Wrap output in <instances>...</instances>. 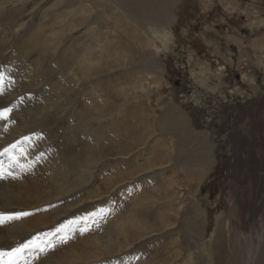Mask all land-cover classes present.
<instances>
[{"label":"rangeland","instance_id":"374dc122","mask_svg":"<svg viewBox=\"0 0 264 264\" xmlns=\"http://www.w3.org/2000/svg\"><path fill=\"white\" fill-rule=\"evenodd\" d=\"M138 1L0 0V110H10L0 118V164L6 169L0 175V250L10 251L36 237L38 246L23 251L27 264L38 259L37 264H208L205 254L192 252L185 234L217 229L226 242L222 224L229 194L227 175L233 174L239 188L245 187L248 168L264 165L260 145L264 137L247 130L250 122L226 127L222 120L227 117L214 113L219 103L242 100L243 89L246 95L255 91L258 97L264 90V86L253 88L249 94L245 86L251 83L246 79L239 83L240 91L227 93L247 67L257 83L264 81L253 49H244L248 42L264 39V18L260 27L251 30L254 20L247 16L257 8L255 16L264 17V0H202V4L188 0L181 11L171 1L166 15L175 11L176 19L170 23L174 43L167 50L153 41L151 22L135 14ZM143 1L149 7L163 5L162 0ZM237 34L250 39L244 38V43L229 39ZM214 42H219L218 49ZM216 61L224 64L223 73L215 69ZM200 63L212 73L206 74L207 85H201L198 78L204 76L196 73ZM165 107L170 112L164 116ZM185 121L197 133L211 134L214 144L212 163L199 184L195 177L187 183L190 170H184L196 161L195 147H180L185 130L173 131ZM13 157L23 167L13 163ZM157 185L166 188L164 193L155 189ZM243 189L242 199L250 197L254 204L250 189ZM178 193L183 201L170 200ZM165 202H169L164 205L169 216L165 227L173 229L168 233H163L166 228L156 218ZM189 203L203 212L198 221L193 216L199 210ZM17 213H28L18 218L23 225L7 218ZM220 213L218 220L213 219ZM69 225L72 232L69 228L58 233ZM225 242L214 264H227Z\"/></svg>","mask_w":264,"mask_h":264},{"label":"bare ground","instance_id":"6f19581e","mask_svg":"<svg viewBox=\"0 0 264 264\" xmlns=\"http://www.w3.org/2000/svg\"><path fill=\"white\" fill-rule=\"evenodd\" d=\"M171 1H174V5L177 4V8L175 6H173V8L175 7L176 9H178V11H181L183 9V7L186 5L185 3H188V0H162L163 2V5L160 6V7H149L143 0H139L138 3L134 6L135 7V14L140 16L141 19L143 20H146L148 22H151V23H148V30L153 38V41L155 42H159V44L163 47V49L167 50L169 49V44L170 43H174V33H173V30L170 29V23H173L175 21V11L174 13H169V15L167 16L166 13H168L166 11V6L170 5L171 4ZM197 2H199L200 4H202V0H195ZM229 3L231 0H227ZM254 1V0H253ZM127 2V1H126ZM134 2V1H133ZM205 3V2H204ZM105 4V3H104ZM130 4V2L128 3ZM250 3H248L249 5ZM1 5V4H0ZM255 5V4H253ZM5 6V5H4ZM106 6V5H105ZM132 6V4H131ZM252 6V4H251ZM257 6V5H256ZM242 7V6H241ZM246 7V6H245ZM255 7V6H254ZM258 7V6H257ZM7 8V7H6ZM5 8V9H6ZM117 8V7H116ZM126 8V6H125ZM174 8V9H175ZM264 8V7H263ZM106 9V8H105ZM127 9V8H126ZM131 9V8H130ZM134 9V8H133ZM246 9V8H244ZM250 9V8H249ZM248 9V10H249ZM251 9H253L251 7ZM256 9V11H255ZM116 10V9H115ZM128 10V9H127ZM261 10V9H260ZM259 10V11H260ZM263 10V9H262ZM251 11V10H249ZM138 12V13H137ZM70 13V12H69ZM131 13V12H129ZM140 13V14H139ZM249 13V12H248ZM258 13V10L257 8H254L251 13L247 14V16H250L251 20H254L253 22H251V30L257 28V27H260V25H262V18L264 17H256L255 14ZM260 13V12H259ZM262 13V12H261ZM118 14V13H117ZM254 14V15H253ZM167 17H166V16ZM103 16V15H102ZM177 16V15H176ZM134 17V16H133ZM249 18V19H250ZM167 19V20H166ZM207 21V20H206ZM264 21V20H263ZM165 23V24H164ZM137 24V23H136ZM264 24V23H263ZM21 26V25H20ZM23 26V25H22ZM139 27L143 25H138ZM247 27V26H246ZM22 28V27H21ZM144 28V27H143ZM24 29V28H23ZM208 29V28H207ZM264 29V28H263ZM209 30V29H208ZM20 31V30H19ZM35 31V30H34ZM211 31V30H210ZM236 31V30H235ZM14 32V31H13ZM12 32V33H13ZM230 32V31H229ZM134 33V32H133ZM213 33V31H212ZM21 36V34H19ZM17 34V36H19ZM250 35V34H249ZM7 36V35H6ZM232 36V35H230ZM240 37H238V34L235 35V37H229V39H231L233 42H242L244 43L243 41L244 38H247V41L248 38L246 35H239ZM252 36V35H251ZM258 36V35H257ZM23 37V36H22ZM148 37V36H147ZM205 37V36H204ZM217 37V36H216ZM256 38V37H255ZM254 38V39H255ZM148 39V38H147ZM141 40V39H140ZM205 40V39H204ZM152 41V42H153ZM246 41V43H247ZM211 42V41H210ZM238 42V43H239ZM217 46V49L219 48L218 44L219 42H214ZM228 43V42H227ZM144 44V43H143ZM154 44V43H153ZM142 45V44H141ZM152 45V44H151ZM146 46V45H145ZM222 46V45H221ZM248 46L250 48L253 49L252 53L253 55L252 56H256L255 59H256V65H258V68L262 69V80H264V39L263 37H259V39H257L256 41H253V42H248V44L246 45V50H248ZM240 47V46H239ZM243 47V46H242ZM245 47V46H244ZM10 48V47H9ZM18 48V47H17ZM13 49V48H12ZM151 49V48H150ZM240 49V48H239ZM243 49V50H244ZM257 49V50H256ZM222 50V49H221ZM12 51V50H11ZM244 51H241L240 50V53H243ZM247 52V51H246ZM249 52V51H248ZM226 53H229L227 50H226ZM157 54V53H156ZM221 54V53H220ZM223 54V53H222ZM231 54V53H230ZM246 54V53H245ZM251 54V53H250ZM249 55V54H248ZM251 56V55H250ZM100 57V56H99ZM228 58V57H227ZM244 58V57H242ZM246 58V57H245ZM248 59V57H247ZM216 60H218L216 58ZM157 61V59H156ZM206 61V60H205ZM243 62V60H241ZM240 61V62H241ZM255 62V60H254ZM253 62V63H254ZM207 63V62H206ZM231 63V62H229ZM155 64V62H154ZM151 65V64H150ZM160 65V64H159ZM214 65L216 66V70L223 73V69H224V64H222L221 62H215ZM153 66V65H152ZM200 66L201 68L200 69H197V72L196 73H199L200 75L204 76V77H199V81L201 83V85H204L206 84L207 80L209 79L206 74L207 72L210 73V71L207 69V66H205V64H202L200 63ZM249 66V65H247ZM253 66V65H252ZM145 67V66H144ZM148 67V66H147ZM146 67V68H147ZM154 67V66H153ZM156 67V66H155ZM251 67V66H250ZM248 68V67H247ZM247 68L244 69V71L242 72V74H240V81L238 82H235L234 85L231 87V89L227 92V93H230V92H234L236 93V91H240L239 87V83H244L243 81H245L246 79L248 80L249 83H251V86L249 84L250 87H247L245 86L247 92L249 94H252L250 89H256L258 87H262L264 86V81L262 83H257L255 80V77L250 74L249 71H247ZM148 69V68H147ZM161 69V68H160ZM195 69V68H194ZM211 69V68H210ZM254 69V68H253ZM225 70V69H224ZM227 70V69H226ZM249 70V69H248ZM140 71V70H139ZM143 71V70H142ZM141 71V73H142ZM157 71V70H156ZM147 72V71H146ZM155 72V71H154ZM153 72V73H154ZM206 72V73H205ZM143 74V73H142ZM198 74V75H199ZM212 73H210L211 75ZM214 74V73H213ZM216 76V75H215ZM219 76V75H218ZM216 76V77H218ZM152 77V76H151ZM205 78V80H204ZM149 79V78H148ZM151 79V78H150ZM212 80V79H211ZM75 81V80H74ZM142 81V80H141ZM209 82V81H208ZM211 82V81H210ZM259 82V81H258ZM145 83V82H143ZM148 82H146L147 84ZM222 83V82H221ZM140 85V84H139ZM144 85V84H143ZM149 85V84H148ZM207 85V84H206ZM141 86V85H140ZM217 85H215L214 87H216ZM140 88V87H139ZM143 89L145 88L144 86L142 87ZM241 88V87H240ZM141 89V90H143ZM148 89V88H147ZM219 89V88H218ZM217 89V90H218ZM239 89V90H238ZM140 90V89H139ZM212 90H214L212 88ZM146 91V90H145ZM264 91V90H263ZM255 92V91H254ZM254 92H253V95H246L245 94V89H243L242 91H240V93L242 94V102L240 101H237V102H234L232 103V105L228 104L227 103H219L221 106L218 107V109H216L214 111V113L218 114L220 116L221 119H224V117L226 116V120H222V125L226 124V127H228L229 125H231L233 122L235 124L238 125V123L240 122H244L246 121H249V125L246 126L247 130L249 129H252L257 131L260 135H262V137H264V133L262 134V132H264V92L262 91H259L258 92V95L261 94L260 97H257L254 96ZM224 93V91H223ZM145 98V97H144ZM229 98V97H228ZM239 98V97H238ZM236 101V100H235ZM247 101H251V104L250 105H247L248 102ZM11 102V100H10ZM148 102V101H147ZM143 103V102H142ZM145 104V103H144ZM171 104V103H170ZM176 104V103H175ZM71 105V104H70ZM169 106V105H168ZM180 106V105H179ZM175 107V106H173ZM168 108V107H167ZM166 109V107H165ZM183 110V109H182ZM173 111V110H172ZM178 111V110H177ZM181 111V110H180ZM170 111H168L166 109V113L164 114V116L166 114H169ZM28 114V113H27ZM35 114V113H34ZM183 114V113H182ZM162 115V114H161ZM225 115V116H224ZM170 116V115H169ZM172 117V116H171ZM183 117V116H182ZM160 118V117H159ZM170 118V117H169ZM80 119V118H79ZM172 119V118H171ZM177 118L174 117V120H176ZM186 119V118H185ZM184 119V120H185ZM8 120V119H7ZM157 120V119H156ZM155 120V121H156ZM165 120L166 117H165ZM165 120H164V123H165ZM173 120V119H172ZM188 120V119H187ZM9 121V120H8ZM80 121V120H79ZM160 121V120H158ZM169 121V120H168ZM171 121V120H170ZM177 121V120H176ZM183 121V120H182ZM2 122V121H1ZM174 122V121H173ZM4 124V123H3ZM163 124V122H162ZM167 124V123H166ZM165 124V125H166ZM164 125V127H165ZM174 125V124H173ZM1 126V125H0ZM75 126V125H74ZM158 126V125H157ZM161 126V125H160ZM168 126V125H166ZM170 126V125H169ZM251 126V127H250ZM147 127V126H146ZM163 126H161L162 128ZM163 127V128H164ZM173 127V126H172ZM160 128V129H161ZM174 130H177V131H182V130H185V137L184 139H180V141L182 140V142H180V147L182 146H186V145H194L195 149L193 151H196L197 154H196V157L195 158V163H193V165L190 163H188L189 165H185V169L184 170H187L186 168H189L190 172L187 176V183L191 182L192 180V177H195L197 179V183L199 184L200 183V177H202V175L205 173V171H207V166L212 163V159H213V155H212V151L210 152V150H212L213 148V142H212V139L210 138L208 132L205 133H197V131L195 129H193V127H191V124L189 123V121H185V123H177L174 127ZM172 128V129H173ZM245 128V130H246ZM150 129V128H149ZM171 129V128H170ZM151 130V129H150ZM168 130V129H167ZM165 130V131H167ZM164 131V132H165ZM170 132V131H169ZM247 133H249L251 135V133L249 131H246ZM162 133V132H161ZM179 133V132H177ZM184 133V132H182ZM146 134V133H145ZM150 134V133H149ZM168 134V133H167ZM154 135V134H153ZM174 135H177L179 136L180 134H174ZM234 135V134H233ZM258 135V134H257ZM260 135H258L260 137ZM145 136V135H144ZM150 136V135H149ZM22 137V136H21ZM230 137V136H229ZM234 137V136H233ZM258 137V138H259ZM171 137H169L170 139ZM174 138V137H173ZM255 138V137H254ZM172 139V138H171ZM170 139V140H171ZM232 139V138H231ZM237 139H240V138H237ZM169 140V141H170ZM225 140V139H224ZM132 142V141H131ZM153 142V141H152ZM225 142V141H223ZM158 143V142H156ZM155 143V144H156ZM164 144V143H163ZM168 145V144H167ZM166 145V146H167ZM178 145V144H177ZM225 145V144H224ZM227 145V144H226ZM225 145V146H226ZM262 147H264V144H260ZM161 146V145H160ZM175 146V144H174ZM177 147V146H176ZM179 147V148H180ZM162 148V147H161ZM41 149V148H40ZM152 149V148H151ZM163 149V148H162ZM161 149V150H162ZM166 149V148H165ZM164 149V150H165ZM183 149V148H182ZM180 150V149H179ZM137 151V150H136ZM173 151V150H172ZM183 151V150H182ZM192 151V150H191ZM189 151V152H191ZM160 153V152H159ZM132 154V153H131ZM154 154V153H153ZM157 154V152H156ZM163 154V153H162ZM177 154V152H176ZM187 154V153H186ZM175 156V155H174ZM189 156V155H188ZM229 157V156H228ZM226 157V158H228ZM240 157V156H239ZM242 157V156H241ZM156 158V157H155ZM181 158V157H180ZM172 159V158H171ZM184 159V158H183ZM182 159V160H183ZM149 160V158H148ZM165 160V159H164ZM236 160V159H235ZM245 160V158H244ZM151 161V160H149ZM177 161V159L175 160ZM191 161V160H190ZM181 162V160H180ZM239 162V161H238ZM237 162V164H238ZM154 163V162H153ZM246 163V162H245ZM158 164V163H157ZM185 164V163H184ZM240 164V163H239ZM242 164V163H241ZM240 164V165H241ZM249 164V163H248ZM189 166H192L194 167L193 169L190 168ZM56 167V166H55ZM147 167V166H146ZM150 167V166H148ZM159 167V166H158ZM145 168V167H143ZM167 168V167H166ZM209 168V167H208ZM233 168V167H232ZM235 168V167H234ZM146 169V168H145ZM210 169V168H209ZM249 169V172L247 174V177L245 179V181L247 182V186L245 187H241L239 188V186L241 185L239 183V180L237 178H235L233 176V174H228L227 175V178H228V189H229V194L226 196V201H224V205H223V209H224V212H225V221L224 223L222 224L223 227L222 229L224 231H226V234H227V237H226V242L224 241L225 239V236H219L217 234V229H215L213 231L208 233V234H205L202 230L201 232H197V233H200V234H196V231L194 230H189L185 235H186V238H187V242L189 244V247L192 249V252H198L199 254H205L206 256V260H207V263L208 264H214L213 262V258L215 256L218 255V250H220L225 244L223 242L226 243V256H227V264H264V165L262 166V169H259L256 164H254L251 169ZM120 170V169H119ZM140 170V169H139ZM230 170V169H229ZM143 171V170H142ZM148 169L146 170V173H147ZM156 171V170H155ZM191 173V176H189ZM66 174V173H65ZM140 174V173H139ZM161 174H164V173H161ZM173 174V173H172ZM38 175V174H37ZM131 175V174H130ZM68 176V175H67ZM123 176V175H122ZM121 176V177H122ZM141 176V175H140ZM64 177V176H63ZM119 177V176H118ZM117 177V179H119ZM125 177V176H124ZM162 177V176H160ZM113 178V177H112ZM126 178V177H125ZM143 179V177H140ZM167 178V177H166ZM170 178V177H168ZM239 178V177H238ZM4 179V178H3ZM123 179V178H122ZM165 179V178H164ZM61 180V179H60ZM67 180V179H66ZM126 180V179H124ZM134 180V179H133ZM132 180V181H133ZM243 180V179H242ZM69 181V180H68ZM114 181V180H113ZM160 181V180H159ZM168 181V180H167ZM65 182V181H64ZM125 182V181H124ZM58 183V182H56ZM62 183V182H61ZM67 183V182H66ZM114 183H118V182H114ZM147 183V182H146ZM196 183V182H195ZM123 184V183H122ZM130 184V183H129ZM175 184V183H174ZM125 185V184H124ZM187 185V184H186ZM245 185V184H244ZM59 186V185H58ZM122 186V185H121ZM68 187V185H67ZM72 187V186H71ZM116 187V186H115ZM199 187V186H198ZM65 188V187H64ZM69 188V187H68ZM161 188V189H160ZM188 188V189H187ZM186 189H187V192L190 191V187L188 186ZM193 188V187H192ZM197 188V187H196ZM239 188V189H238ZM243 188H247V189H250L251 193L254 195V204L251 202V198L248 197L247 201H245L244 199H242L240 193H242V189ZM75 189V188H74ZM111 189V188H110ZM117 189V188H116ZM119 189V188H118ZM126 189V188H125ZM155 189H160V191H162L164 193V190L166 189H163L160 185H157L155 187ZM195 190V188H194ZM244 190V189H243ZM66 191V190H65ZM64 191V192H65ZM73 191V190H72ZM125 191V190H124ZM175 192V190H173ZM46 193V191H44ZM168 192V191H167ZM177 192V191H176ZM48 193V192H47ZM70 193V192H69ZM113 193V192H112ZM194 193V192H193ZM72 194V193H71ZM179 194V193H178ZM197 194V193H196ZM57 195V194H56ZM67 195V194H66ZM144 195V194H142ZM147 195V194H145ZM191 195V194H190ZM64 196V195H63ZM155 196V194H154ZM171 196V195H170ZM14 197H17V196H14ZM92 197V196H90ZM165 197V196H164ZM246 197V196H245ZM61 198V197H60ZM66 198V197H65ZM68 198V197H67ZM66 198V199H67ZM118 197H116L117 199ZM142 198V197H141ZM172 198V199H171ZM170 200H178L179 203L181 201H183V194L182 195H178L176 196L175 198L174 197H171ZM14 199V198H13ZM146 199V198H145ZM150 199V198H149ZM148 199V200H149ZM158 199V198H157ZM163 199V194L160 195L159 197V200L162 201ZM166 199V198H165ZM192 199H193V195H192ZM56 200V199H55ZM54 200V201H55ZM194 200V199H193ZM146 201V200H144ZM150 201V200H149ZM192 201V200H190ZM52 202V201H51ZM151 202V201H150ZM172 203V202H171ZM170 203V204H171ZM195 203V202H194ZM169 204V202H165V203H161V207L164 208V205H167ZM50 206V204H48ZM54 205V204H53ZM52 205V206H53ZM74 205V204H73ZM138 205V204H137ZM180 205V204H179ZM190 206L194 207V208H197V210H199V214L196 216H193V219H197L199 216L201 217L203 212L201 211V209L196 206H193L189 203ZM2 206V205H1ZM71 206V205H70ZM111 206V204H110ZM141 206V205H140ZM170 206V205H169ZM168 206V207H169ZM8 207V206H7ZM54 207H56L54 205ZM183 204L181 206V210L183 209ZM189 207V206H188ZM141 208H144V206H142ZM180 209V208H179ZM36 210V209H35ZM108 210V209H107ZM166 208L162 209L159 213L158 211V217H156L158 219V222L160 223L159 226H162L163 228H166L165 226L167 225L165 223V220L169 218L168 216V213L165 212ZM204 210V209H202ZM31 211V210H30ZM49 211V210H48ZM104 211V210H102ZM222 211V210H221ZM21 212V211H20ZM68 212V210H67ZM184 212V211H183ZM182 212V213H183ZM46 213V212H45ZM58 213V212H57ZM66 213V212H65ZM177 213V212H176ZM195 213V212H194ZM107 214V213H106ZM223 214V213H222ZM222 214H216L214 216L213 219L215 220H218ZM43 215H45L43 213ZM128 215V214H127ZM134 216V215H133ZM144 216V215H143ZM125 217V216H124ZM172 217V216H171ZM203 217V216H202ZM20 218V217H19ZM88 218V217H87ZM185 218V216H184ZM16 220H18V218H15ZM130 219V217H129ZM137 219V218H136ZM201 219V218H200ZM205 219V218H204ZM222 219V218H221ZM46 220V219H45ZM51 220V219H50ZM126 220H127V216H126ZM134 220V218H133ZM138 220V219H137ZM141 220V219H140ZM52 221V220H51ZM68 221V220H67ZM84 221H88V220H85ZM136 221V220H135ZM175 221V220H174ZM178 221V219H177ZM187 221V219H186ZM189 221V220H188ZM194 221V220H193ZM195 221H198L195 220ZM205 221V220H204ZM71 222V221H70ZM124 222V221H123ZM137 222V221H136ZM141 222V221H140ZM144 222V221H143ZM149 222V221H148ZM156 222V224L158 223ZM167 222V221H166ZM86 223V222H85ZM147 223V222H146ZM155 223V222H154ZM172 223V222H171ZM176 223V222H175ZM185 223V222H184ZM189 223V222H188ZM216 223V221H215ZM219 223V222H218ZM17 225H23V222H20L19 220L17 221L16 223ZM56 224V223H55ZM84 224V223H83ZM141 224V223H140ZM155 224V225H156ZM169 224V223H168ZM201 224V223H200ZM202 224H205L202 223ZM217 224V223H216ZM25 225V224H24ZM130 225H133V224H130ZM192 225V223H191ZM198 225V224H197ZM12 226V225H11ZM44 226V225H43ZM48 226V225H47ZM168 226V225H167ZM174 226V225H173ZM187 226V224H186ZM204 226V225H203ZM25 227V226H24ZM42 227V226H41ZM66 227V226H65ZM129 227V226H127ZM158 227V226H157ZM171 227V226H170ZM20 228V227H19ZM33 228V226H32ZM70 228V225L65 228V229H62L60 231H58V233H63V232H67L68 229ZM74 228V227H73ZM78 228V227H77ZM143 228V227H142ZM146 228V227H145ZM71 229V232H72V227L70 228ZM151 229V228H150ZM158 229V228H157ZM201 229V228H200ZM56 230V229H55ZM147 230V228H146ZM198 230V229H197ZM11 231V230H10ZM9 231V232H10ZM19 231V230H18ZM32 231V230H31ZM57 231V230H56ZM136 231V229H135ZM143 231L142 233H145V230H141ZM151 231V230H150ZM150 231H146V232H150ZM164 231V232H163ZM163 233H168L170 231H173V229H170V228H166V229H163ZM184 231V230H183ZM6 232V231H5ZM20 232V231H19ZM51 232V231H50ZM53 232V231H52ZM125 232V231H124ZM129 232V231H128ZM185 232V231H184ZM13 233V232H12ZM18 233V232H17ZM54 233V232H53ZM131 233V232H129ZM147 233V234H148ZM159 233V232H158ZM162 233V234H163ZM224 233V232H223ZM51 234V233H50ZM22 235V234H21ZM48 235V233H47ZM128 235V234H127ZM208 235V236H207ZM11 236V235H10ZM15 236V235H14ZM44 236V235H43ZM59 236V235H58ZM111 236V234H110ZM135 236V235H134ZM138 236V235H136ZM141 236V235H140ZM178 236V235H177ZM4 237V236H3ZM13 237V236H12ZM54 237V236H53ZM39 238V237H38ZM57 238V237H56ZM59 238V237H58ZM61 238V237H60ZM89 238V237H88ZM112 238V237H111ZM46 239V238H44ZM91 238H89L90 240ZM108 239H109V236H108ZM107 239V240H108ZM150 239V238H149ZM16 240V239H15ZM50 240V239H48ZM106 240V241H107ZM110 240V239H109ZM158 240V239H157ZM41 241V240H40ZM44 241V240H43ZM85 241V239H84ZM87 241V240H86ZM91 241V240H90ZM89 241V242H90ZM95 241V240H94ZM152 241V240H151ZM45 242V241H44ZM88 242V241H87ZM88 242V243H89ZM93 242V241H92ZM104 242V241H103ZM120 242V241H119ZM46 243V242H45ZM94 243V242H93ZM129 243V242H128ZM182 243V242H181ZM44 244V243H43ZM104 244V243H103ZM102 244V245H103ZM154 244V243H153ZM86 246V245H85ZM84 246V247H85ZM90 246V245H89ZM108 246V244H107ZM101 247V246H100ZM104 247V246H103ZM39 248V247H38ZM138 248V247H137ZM212 248H214L213 251ZM97 249V248H96ZM74 250V249H73ZM85 250V249H84ZM141 250V249H140ZM75 251V250H74ZM94 251V250H93ZM92 250L90 252H93ZM115 251V250H114ZM71 252V251H70ZM76 252V251H75ZM84 252V251H83ZM87 252V251H86ZM190 252V251H189ZM220 252V251H219ZM74 253V252H73ZM117 253V252H115ZM23 254V253H22ZM21 254V255H22ZM72 254V253H71ZM86 254V253H84ZM83 254V255H84ZM191 254V253H190ZM197 255V253H195ZM19 257V259L16 260L15 264H27V261L24 259V256L22 255ZM78 255V254H77ZM77 255H74V259L75 260H79V261H82L81 258L84 259L83 255H81L82 257L79 258L77 257ZM102 255V254H100ZM117 255V254H116ZM66 256V255H65ZM71 256V255H70ZM94 256L97 257L96 253L94 254ZM99 257V256H98ZM190 257V256H189ZM192 257V256H191ZM202 257V255H201ZM21 259V261H20ZM120 259V258H119ZM126 259V257H122L121 260H124ZM205 259V258H204ZM91 260V259H90ZM60 261V260H59ZM67 261V260H66ZM73 261V260H72ZM39 262V259L37 260L36 264ZM86 262V261H85ZM88 262V261H87ZM144 262V261H142ZM147 262V261H146ZM57 263V262H56ZM72 263H75L74 261ZM119 263V262H118ZM222 263V262H221ZM71 264V263H70ZM76 264H85L84 262H77ZM206 264V263H204Z\"/></svg>","mask_w":264,"mask_h":264},{"label":"snow or ice","instance_id":"6c2138e0","mask_svg":"<svg viewBox=\"0 0 264 264\" xmlns=\"http://www.w3.org/2000/svg\"><path fill=\"white\" fill-rule=\"evenodd\" d=\"M0 78H2V77H0ZM9 111L10 110L7 109V108L0 110V118H6L7 117V113ZM5 152H7V149H5ZM12 162L13 163H17L19 165V162L14 157L12 158ZM19 166L23 167V165H19ZM10 167H11V164L8 165L9 169H10ZM5 171H6L5 165L0 164V175H4ZM7 174L11 175L12 173H11V171H8ZM22 215H28V213H17V214H15L14 217L10 216V217H7V218L8 219L19 218ZM0 222H3V217L2 216H0ZM36 240H37V238L34 237L33 240L28 241V242L20 245L17 248H13L10 251L0 250V264H15L16 260L19 259L20 255L23 253V251L26 248L38 246L36 244Z\"/></svg>","mask_w":264,"mask_h":264},{"label":"flooded vegetation","instance_id":"af4514ba","mask_svg":"<svg viewBox=\"0 0 264 264\" xmlns=\"http://www.w3.org/2000/svg\"><path fill=\"white\" fill-rule=\"evenodd\" d=\"M235 52H236V50H235ZM238 74V73H237ZM237 74H235L234 76H235V79L238 77L237 76ZM239 75V74H238ZM236 82H238V81H240V77L238 78V80H235ZM264 92V91H263ZM264 94V93H263Z\"/></svg>","mask_w":264,"mask_h":264}]
</instances>
